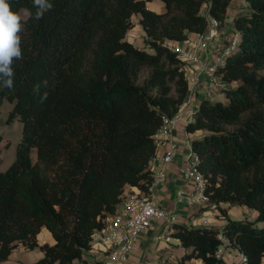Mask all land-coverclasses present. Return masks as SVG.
Instances as JSON below:
<instances>
[{"label": "trees", "instance_id": "16d2710c", "mask_svg": "<svg viewBox=\"0 0 264 264\" xmlns=\"http://www.w3.org/2000/svg\"><path fill=\"white\" fill-rule=\"evenodd\" d=\"M151 1L52 0L42 20L27 22L15 88L0 86V102L13 104L8 121L22 124L15 159L0 171V262L23 244L43 251L30 264H100L84 256L94 233L127 185L148 191L155 135L189 94L185 61L166 42L205 34L210 19L225 26L229 7L241 0H161L159 12L147 6ZM242 1L244 11L231 18L237 42L214 69L235 85L222 88L224 99L199 100L185 125L203 191L227 223L221 232L177 222L173 237L186 253L169 264H221V245L244 253L242 264H262L264 0ZM13 7L30 8L31 0ZM137 14L153 52L126 38ZM44 80L48 96L41 103L33 86ZM221 203L245 205L258 218L233 220ZM43 227L53 244L39 243Z\"/></svg>", "mask_w": 264, "mask_h": 264}, {"label": "crops", "instance_id": "0c3cea01", "mask_svg": "<svg viewBox=\"0 0 264 264\" xmlns=\"http://www.w3.org/2000/svg\"><path fill=\"white\" fill-rule=\"evenodd\" d=\"M174 44L173 41H170ZM175 45H178L175 44ZM174 45V46H175ZM198 103L195 104V109L188 113H180L181 117L187 119V121L192 120L193 113L197 109ZM185 125L177 122L175 129L168 138L156 137L157 140V153L156 156L150 162V168H155L160 163V157L164 154L168 147L169 140H174L178 146V154L176 158L166 166L167 178L166 180L157 185L153 189V196L156 203L167 210H175L178 222L187 224L188 221L191 225H204L201 221V216L203 214L207 215L211 221V224L206 226H213L217 229L218 227L226 224V219L221 213L220 209L215 205L208 203H203L200 206H189L175 205V195L178 188L186 186L189 191L194 190L193 183L185 184L181 178L180 171L185 167L190 155L196 157L189 145V135L185 130ZM137 188L127 185L125 187V193L136 190ZM220 207L226 209V213L229 218H234L236 220H250L255 221L258 218V213L256 210L249 208L247 206L232 207L227 203H221ZM122 209L121 203L118 204L116 211L107 217V223L113 218L117 217L118 211ZM194 217L196 219L194 220ZM188 225V224H187ZM224 229V228H223ZM220 231V229H219ZM223 231V230H222ZM221 231V232H222ZM105 232V229L97 230L93 235V240L91 242V248L85 253V258L89 262L102 261L107 248V244L101 241V235ZM158 227L154 224L148 230L144 231L138 240L135 250L130 255L129 259L124 264H169L177 262L186 253V249L181 246L180 241L172 237L170 242H166L163 239L157 237ZM39 243H54V238L51 232L43 227L38 234ZM235 252H240L237 248L231 246H225L224 253L222 255V260L227 263H233L238 260L239 257L234 254ZM241 253V252H240ZM43 256V251L36 247L34 249H28L25 245L19 244L11 253L8 260L0 262V264H30L35 262ZM197 264H201L197 262ZM262 264H264V255L262 257Z\"/></svg>", "mask_w": 264, "mask_h": 264}, {"label": "built area", "instance_id": "2783aa9c", "mask_svg": "<svg viewBox=\"0 0 264 264\" xmlns=\"http://www.w3.org/2000/svg\"><path fill=\"white\" fill-rule=\"evenodd\" d=\"M218 26L215 19H210L212 29ZM173 49V48H172ZM178 52V49H173ZM182 114L178 112L171 119H166L159 129L156 137L168 138L177 122L183 121L186 124L188 121ZM157 141V140H156ZM178 154V146L174 140H169V144L164 154L160 157V163L152 170L153 179L148 185V191L140 189L124 192L121 205L122 209L118 211L117 217L110 220L104 227L105 232L101 235V241L106 243L104 258L100 264H124L135 250L140 235L157 224V237L170 242L175 230L174 225L178 222V217L175 210H167L159 206L153 196L155 186L163 183L167 178L166 166L170 164ZM197 156H189L188 161L180 171L181 178L185 184L193 183L194 190L189 191L184 185L177 189L175 195V205L200 206L203 203H208L209 198L204 193V179L196 168ZM202 224L209 225L211 221L205 214L201 216ZM219 238L223 242L228 240L219 234ZM224 245H221L217 251V258L222 259L224 253ZM247 260L244 253H240L238 260L233 263H227L222 260L221 264H242Z\"/></svg>", "mask_w": 264, "mask_h": 264}, {"label": "rangeland", "instance_id": "374dc122", "mask_svg": "<svg viewBox=\"0 0 264 264\" xmlns=\"http://www.w3.org/2000/svg\"><path fill=\"white\" fill-rule=\"evenodd\" d=\"M150 9L154 11H163V3L161 0H153L147 4ZM244 1H234L228 10V19L223 27H210L203 35L190 34L188 39L178 43L166 42V45L171 49H178L179 56L185 61L186 75L189 81V94L180 108V112L188 113L195 109V104L202 98H209L211 100L224 99L221 95L223 87H233L235 82L224 84L219 80V77L214 74V69L217 64L222 60L224 53L233 50L234 43L237 42V31L232 25V16L244 11ZM207 4L205 3L202 8V13L207 15ZM133 27L127 32L126 38L131 41L135 46L153 52L152 49L145 43L146 34L140 23V15L132 17ZM175 45V46H174ZM264 74V70L261 71ZM13 108V104L7 100L0 102V135L3 140L0 143V171L6 170L14 161L16 156L17 143L21 136L22 124L16 118L8 121L9 113ZM184 124L183 121H180ZM32 157L36 159V152L32 153ZM241 205L232 206L239 207ZM245 206V205H242ZM196 217H194V220ZM233 220V217L231 218ZM227 223V220H226ZM191 225V222H187ZM220 231L223 227H218ZM225 248V245L223 246ZM237 257L240 252H235Z\"/></svg>", "mask_w": 264, "mask_h": 264}, {"label": "clouds", "instance_id": "9594fccd", "mask_svg": "<svg viewBox=\"0 0 264 264\" xmlns=\"http://www.w3.org/2000/svg\"><path fill=\"white\" fill-rule=\"evenodd\" d=\"M20 0H0V86L12 90L15 88V64L23 60V36L28 21H40L52 11V0H31V7L14 9ZM48 81L33 86V94L39 95L41 103L47 99Z\"/></svg>", "mask_w": 264, "mask_h": 264}]
</instances>
